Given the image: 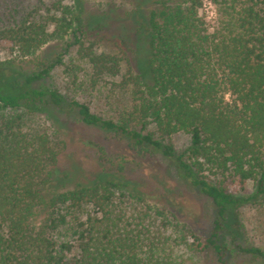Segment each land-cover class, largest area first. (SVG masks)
I'll return each mask as SVG.
<instances>
[{"label":"trees","instance_id":"obj_1","mask_svg":"<svg viewBox=\"0 0 264 264\" xmlns=\"http://www.w3.org/2000/svg\"><path fill=\"white\" fill-rule=\"evenodd\" d=\"M130 1V10L85 14L83 0H37L0 28V45L19 59L69 34L78 44L77 64L59 56L24 74L14 61L0 62V264H184L181 248L214 264H264V249L243 241L235 212L264 197V0H211V29L199 15L202 0ZM95 29L131 58L84 45ZM123 59L126 71L111 85L128 94L129 106L116 117L41 82L55 66L76 77L86 63L96 89L120 75ZM88 131L166 159L210 203L208 233L195 228L197 212L170 202L161 170L139 181L82 159L93 143ZM179 132L188 145L176 152L169 139ZM247 181L253 194L237 197Z\"/></svg>","mask_w":264,"mask_h":264},{"label":"rangeland","instance_id":"obj_2","mask_svg":"<svg viewBox=\"0 0 264 264\" xmlns=\"http://www.w3.org/2000/svg\"><path fill=\"white\" fill-rule=\"evenodd\" d=\"M208 1L211 2V0H203L202 3L205 4L201 5L199 15L203 17L206 27L211 29L216 24L217 10L212 2L208 5ZM36 2L37 0H0V28L19 22ZM83 2L85 14L113 7L121 10H130L133 7L130 0H83ZM82 41L84 45L93 43V47L98 51H106L122 58L132 56L126 46L119 40L110 39L103 30H88L82 37ZM77 46L73 36L69 34L61 41L48 43L34 56L19 59L15 54H9L0 45V62L14 61L13 64L17 70L24 74L41 68L40 62L50 63L59 56L64 64H77L78 61L74 58ZM131 64L134 66L132 61ZM79 65L81 70L76 73V77L65 73L63 66H55L48 76L41 79L42 85L58 90L66 100L76 99L85 102L92 112L101 117H116L119 112L128 108V94L116 87L113 90L111 85V82H116L126 71L127 64L124 59L121 61L120 75L113 79H105L96 89L90 88L87 84L86 80L90 73L88 65L86 63H79ZM138 128L139 126L136 127ZM146 130L153 131V126L148 124ZM88 133L93 138V143L85 146L84 150L80 149L82 159L85 157L94 159L108 172H116L126 178L139 181L147 179L151 168L161 170L168 176L167 185L173 196V199L169 198L170 202L182 211L197 212L199 217L195 228L202 236L208 233L211 227L210 203L205 198L189 191L179 181L166 159L149 151L134 149L127 140L113 134L102 131H88ZM169 141L176 152H181L188 145V136L179 132L171 135ZM210 180L213 183L217 182L216 178ZM152 188L158 190L160 187L153 186ZM253 191V184L247 181L242 188L236 191L235 195L246 198L251 196ZM148 200L149 203L156 204L154 200ZM235 212L243 226V241L264 249V197H258L239 205ZM177 252L184 264H214L205 252H199L197 256L182 248ZM234 256L235 253H231V259Z\"/></svg>","mask_w":264,"mask_h":264},{"label":"built area","instance_id":"obj_3","mask_svg":"<svg viewBox=\"0 0 264 264\" xmlns=\"http://www.w3.org/2000/svg\"><path fill=\"white\" fill-rule=\"evenodd\" d=\"M202 2H203V0H202ZM204 4H205V3H202L203 6H204ZM209 4H212V3H211L210 1H208V5H209Z\"/></svg>","mask_w":264,"mask_h":264}]
</instances>
